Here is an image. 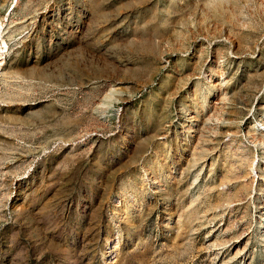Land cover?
<instances>
[{
  "label": "rangeland",
  "instance_id": "obj_1",
  "mask_svg": "<svg viewBox=\"0 0 264 264\" xmlns=\"http://www.w3.org/2000/svg\"><path fill=\"white\" fill-rule=\"evenodd\" d=\"M0 34V264H264V0H0Z\"/></svg>",
  "mask_w": 264,
  "mask_h": 264
},
{
  "label": "bare ground",
  "instance_id": "obj_2",
  "mask_svg": "<svg viewBox=\"0 0 264 264\" xmlns=\"http://www.w3.org/2000/svg\"><path fill=\"white\" fill-rule=\"evenodd\" d=\"M4 31V30H3ZM1 39V41L2 42H4V44H5V46H6V44H7V42H6V38H5V36L4 35H2V38H0ZM2 52L0 51V54H1ZM0 62H1V64H4L5 63V59L4 58H0Z\"/></svg>",
  "mask_w": 264,
  "mask_h": 264
}]
</instances>
